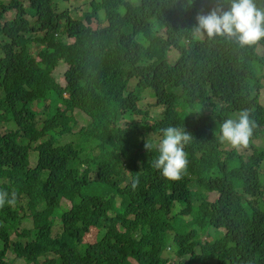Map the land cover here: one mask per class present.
<instances>
[{"label":"trees","instance_id":"obj_1","mask_svg":"<svg viewBox=\"0 0 264 264\" xmlns=\"http://www.w3.org/2000/svg\"><path fill=\"white\" fill-rule=\"evenodd\" d=\"M57 1L0 0V191L16 195L0 208V264H15L9 251L18 264H264V40L192 37L198 14L230 0H90L79 15ZM143 92L159 115L140 106ZM75 107L91 121L61 140ZM242 109L256 127L236 151L218 129ZM169 125L193 136L176 181L153 167ZM91 227L105 231L86 242Z\"/></svg>","mask_w":264,"mask_h":264},{"label":"clouds","instance_id":"obj_2","mask_svg":"<svg viewBox=\"0 0 264 264\" xmlns=\"http://www.w3.org/2000/svg\"><path fill=\"white\" fill-rule=\"evenodd\" d=\"M187 2L191 5L192 0H187ZM122 17L124 16L122 15ZM196 21V26L191 30L194 39H201L206 34L209 39L221 37L234 41L240 47H251L264 40V7H257L255 0H230L226 10L215 7L207 14H198ZM155 34L165 37L164 30L163 33H160L156 29ZM150 42L151 40L145 38L142 40V44L147 47ZM261 46L262 44H258L256 49L258 50ZM171 49L175 50L174 48ZM64 81L66 85L65 76ZM255 127L256 124L251 118L250 112L247 109H242L236 118L229 117L220 122L218 129L219 142L222 144L227 143L236 151L247 149ZM192 140V134L186 132L183 127L169 125L160 129L158 156L153 163V167L158 169L160 174L167 180H180L188 166V153L185 151V147ZM145 147L148 150L151 149L149 144H145ZM138 184L139 178L136 177L132 181L133 189ZM8 196L7 192L0 191V208L4 207L6 203L10 206L16 203L15 193L12 194L11 199ZM89 231L91 236L87 237L88 242L97 239L105 231V227H91Z\"/></svg>","mask_w":264,"mask_h":264},{"label":"rangeland","instance_id":"obj_3","mask_svg":"<svg viewBox=\"0 0 264 264\" xmlns=\"http://www.w3.org/2000/svg\"><path fill=\"white\" fill-rule=\"evenodd\" d=\"M3 1L6 3L9 0H3ZM22 1L25 5L28 4L27 0H22ZM66 1H68V2L65 3L62 0L57 1V2H59V7L60 8L68 7L71 10L72 14L75 13L74 15H79L82 11L88 9L90 0H66ZM69 4H70V7L68 6ZM13 14H14V11H11V12L7 13V16L9 17ZM104 23H105V21H104ZM154 23L157 25V27H156L157 32L163 33L164 28L162 27V25L158 21H155V20H154ZM91 26L92 27L98 26L97 21L94 20L92 22ZM67 40H69L71 42L73 41L71 38H68ZM140 41L142 42V38ZM258 52L261 53L260 47L258 48ZM176 57H177V51H175L173 49H169L168 54H167L168 60L170 62H173V59H175ZM63 69H65L64 66H59V67H57V69L53 73L56 81H58L60 83V85H62V86L65 85ZM131 86L129 88H131ZM142 95L144 97L143 98L144 100H143V102H141L140 106L143 108H147V110H150V114H148L149 116L159 115V113L162 111V108L152 105L153 100H154L153 97L150 94L145 93V92H143ZM259 99H260L261 104L264 105V88H262L260 91ZM235 114H237V113H235ZM66 115L68 116L67 121L71 125V130L66 135L62 134L59 139L68 140L70 138H76V139L79 138L80 129L83 127H86V125L90 121V117L84 111H82L81 109H78V108H75L71 111H66ZM128 120L129 119H121L119 121V123H120L119 125L126 124ZM133 120L136 121V120H138V118L134 117ZM2 128H3V126L0 125V129H2ZM75 141H77V140H75ZM257 142L259 143L260 140L258 139ZM261 144L264 145V142L263 143L261 142ZM29 160H30V165H33L37 161V155L35 152H31L29 154ZM93 174H94L93 172L90 173V176H92ZM87 192L95 193V194H102L103 190L99 187H96L93 190H87ZM208 196H209V199L212 200L213 198L217 197V193L211 192L208 194ZM62 204L68 206L70 203H69V201L63 199ZM61 210H62V208L59 207L58 211L61 212ZM53 220H54V224H53V228H52V234L55 235L61 231L62 227H61V221H60L59 216L55 217ZM21 225L25 226V227H31L32 223L30 220H24ZM89 236H91L90 231L86 233V241H87V237H89ZM11 237H12V239H15V233H12ZM168 252L171 255L173 253V249L168 251ZM8 256H9V259L13 260L15 264L22 262L21 259L15 258L14 254L10 251L8 252ZM172 257H174V259L176 258L175 256H172ZM176 260H177V258H176ZM186 260L188 261V257H186ZM30 264H33V263H30ZM38 264H45L43 257L39 258Z\"/></svg>","mask_w":264,"mask_h":264}]
</instances>
